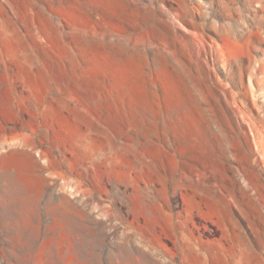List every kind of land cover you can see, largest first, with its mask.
Segmentation results:
<instances>
[{
  "label": "rangeland",
  "instance_id": "obj_1",
  "mask_svg": "<svg viewBox=\"0 0 264 264\" xmlns=\"http://www.w3.org/2000/svg\"><path fill=\"white\" fill-rule=\"evenodd\" d=\"M0 264H264V0H0Z\"/></svg>",
  "mask_w": 264,
  "mask_h": 264
}]
</instances>
